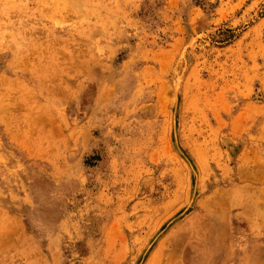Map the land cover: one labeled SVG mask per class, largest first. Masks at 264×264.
Returning a JSON list of instances; mask_svg holds the SVG:
<instances>
[{
    "label": "rangeland",
    "instance_id": "374dc122",
    "mask_svg": "<svg viewBox=\"0 0 264 264\" xmlns=\"http://www.w3.org/2000/svg\"><path fill=\"white\" fill-rule=\"evenodd\" d=\"M0 264H264V0H0Z\"/></svg>",
    "mask_w": 264,
    "mask_h": 264
}]
</instances>
